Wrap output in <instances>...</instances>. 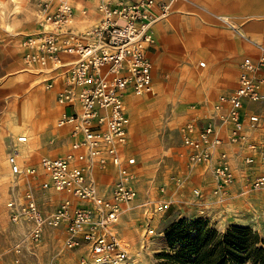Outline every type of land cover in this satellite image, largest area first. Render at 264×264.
Instances as JSON below:
<instances>
[{"label": "built area", "instance_id": "obj_1", "mask_svg": "<svg viewBox=\"0 0 264 264\" xmlns=\"http://www.w3.org/2000/svg\"><path fill=\"white\" fill-rule=\"evenodd\" d=\"M175 1L136 0L112 5L100 0L96 23L83 30L75 28V14L69 3L39 1L37 28L20 42L23 60L51 76L47 89L53 87L52 81L61 83L57 101L71 108V113L63 114L58 126H69L73 141L64 156L41 158L37 167L22 166L17 151L8 157L12 174L34 177L40 168L48 185L68 195L48 216L42 214L31 192L25 193L22 203L7 204L13 223H31V243L41 242L45 226L64 227V246L86 251L80 264H130L116 232L124 207L137 197L136 159L126 154L130 121L125 99L129 93L153 94L149 55L155 47L152 25L168 17ZM263 85L264 47L258 46L255 61L240 63L236 90L220 95L214 105L217 111L227 108L220 121L230 125L229 143L239 145L245 141V125L250 129L261 126L263 117L252 114L244 118L241 110L243 101L258 103L263 99ZM217 127L211 121L202 127L188 121L180 132L188 163L211 167L214 194L224 196L235 175L225 152L214 156L222 144ZM17 141L26 142V137L20 136ZM249 148L264 156L257 145L250 144ZM253 162L252 155L245 158L246 165ZM108 167H114L116 174L111 189L102 193L95 174ZM249 186L251 190L264 189V174L249 181ZM192 196H200V189H192ZM169 206L165 200L155 203L159 211Z\"/></svg>", "mask_w": 264, "mask_h": 264}, {"label": "crops", "instance_id": "obj_2", "mask_svg": "<svg viewBox=\"0 0 264 264\" xmlns=\"http://www.w3.org/2000/svg\"><path fill=\"white\" fill-rule=\"evenodd\" d=\"M63 1L73 7L76 29L83 30L96 23V6L100 0ZM105 1L115 5L136 0ZM35 3L36 0H0V208L5 201L19 204L20 188L33 189L36 195L39 185L48 186L38 168L37 175L21 187L22 177L10 171L8 157L12 153L18 152L22 166L37 167L41 158L64 156L73 141L70 127L58 126L62 115L71 113V108L57 101L61 83L52 81L53 87L47 89L51 76L23 60L22 37L18 35H29L36 30L40 14ZM152 32L155 47L149 55L154 94H151L153 97L132 93L126 96L130 121L127 156L138 161V156L130 150L135 121L142 110L155 108L159 114L167 110L171 121L177 120L180 127L188 121H195L199 127L210 121L218 126L222 144L214 156L220 152L228 156L235 175L230 190L236 189L239 182L245 183L264 174V156L259 150L252 152L249 148L250 144H255L264 152V85L260 102L243 101L242 117L255 114L263 120L257 129L245 125L246 139L242 144L228 142L230 125L220 121L227 108L214 109L220 95L236 90L240 63L246 59L255 61L258 46L264 47V0H177L172 3L168 17L152 25ZM71 59L66 57V60ZM20 136H25L26 142H18ZM249 155L253 156L254 162L246 165L245 158ZM184 163L185 173L178 179L183 182L182 186L204 188L214 181L211 167L191 166L185 160ZM136 168L135 173L140 172ZM115 174L114 167L95 174L100 192L107 193L111 189ZM135 187L138 195L137 183ZM43 193L42 200L36 196V201L46 216L55 209L47 212L44 204L50 197L47 192V195ZM63 197L56 194L58 199ZM130 206L124 207L123 215Z\"/></svg>", "mask_w": 264, "mask_h": 264}, {"label": "rangeland", "instance_id": "obj_3", "mask_svg": "<svg viewBox=\"0 0 264 264\" xmlns=\"http://www.w3.org/2000/svg\"><path fill=\"white\" fill-rule=\"evenodd\" d=\"M39 1L36 0V6ZM18 36L23 38L26 35ZM142 111L135 121V132L130 140L131 153L138 156V195L116 225L117 236L129 256L130 264L164 263L158 256L164 252H173L168 246L166 233L176 223L189 225L200 220L218 231L231 226L249 227L264 239V189L251 190L249 181L239 182L236 189L230 190L229 186L226 194L220 196L214 194L213 181L204 188L196 187L200 189V196H192L193 187L182 186V181L177 184L186 170L184 160L188 161L187 149L179 135L180 123L177 120L172 122L167 110L161 114L155 108ZM30 178L33 177L23 176L20 186L26 185ZM37 188L36 195L33 189L20 188V203L26 192H31L35 200L37 196L40 201L45 192L50 199L44 206L50 213L68 198V195L56 191L50 185H39ZM58 193L64 197L56 198ZM158 200L168 201L169 208L166 211L157 210L155 203ZM31 227L27 221L13 223L5 201L3 208H0V263L80 264L86 251L83 248L68 249L64 246V227L45 226L39 244L28 240ZM178 247L175 245V249ZM16 248L20 249L19 253L15 252Z\"/></svg>", "mask_w": 264, "mask_h": 264}, {"label": "trees", "instance_id": "obj_4", "mask_svg": "<svg viewBox=\"0 0 264 264\" xmlns=\"http://www.w3.org/2000/svg\"><path fill=\"white\" fill-rule=\"evenodd\" d=\"M166 238L173 252L158 256L162 264H264V239L249 227L218 231L197 220L172 225Z\"/></svg>", "mask_w": 264, "mask_h": 264}, {"label": "bare ground", "instance_id": "obj_5", "mask_svg": "<svg viewBox=\"0 0 264 264\" xmlns=\"http://www.w3.org/2000/svg\"><path fill=\"white\" fill-rule=\"evenodd\" d=\"M154 94V93H153Z\"/></svg>", "mask_w": 264, "mask_h": 264}]
</instances>
